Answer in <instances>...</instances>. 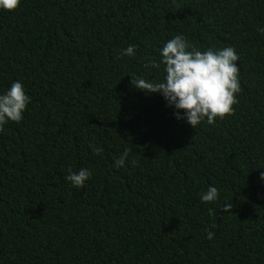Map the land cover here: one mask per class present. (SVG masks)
<instances>
[{
  "label": "trees",
  "instance_id": "1",
  "mask_svg": "<svg viewBox=\"0 0 264 264\" xmlns=\"http://www.w3.org/2000/svg\"><path fill=\"white\" fill-rule=\"evenodd\" d=\"M261 28L264 0L0 9V94L20 81L30 97L0 132V264H264ZM178 34L201 51L235 48L233 115L193 129L160 94L130 85L131 74L163 82V65H144ZM129 45L135 54L122 56ZM69 168L91 170L83 188L65 179ZM210 185L219 197L203 203Z\"/></svg>",
  "mask_w": 264,
  "mask_h": 264
},
{
  "label": "clouds",
  "instance_id": "2",
  "mask_svg": "<svg viewBox=\"0 0 264 264\" xmlns=\"http://www.w3.org/2000/svg\"><path fill=\"white\" fill-rule=\"evenodd\" d=\"M19 4L20 0H0V9L14 11ZM258 31L264 33V28ZM135 48V45H129L121 55L133 56ZM159 56V62L152 59L144 66L159 69L163 65V82H154L131 74V86L146 94H160L168 106L177 110L174 113L175 118L184 119L193 129L205 118L211 125L217 118L223 120L226 116L234 114L233 106L238 103L236 96L241 92L240 68L236 63L240 57L234 47L201 51L185 36L178 34L164 43L159 49ZM29 102L30 97L26 95L24 85L20 81H14L8 90L0 94V132L9 121L19 123L23 119ZM179 110L183 111V116L179 114ZM89 148L94 155L103 152L102 148L91 143ZM131 151L130 148L125 149L115 161L114 167H123ZM91 176L89 169L81 168L78 172H72L69 168L65 179L73 187L83 188ZM260 178L264 180V172L260 173ZM200 195L203 203H211L218 199L219 190L210 185L207 191ZM220 208L225 214L231 213L233 204L227 202ZM216 226L213 224L212 228ZM206 233L207 239L214 238L213 231L206 230Z\"/></svg>",
  "mask_w": 264,
  "mask_h": 264
}]
</instances>
